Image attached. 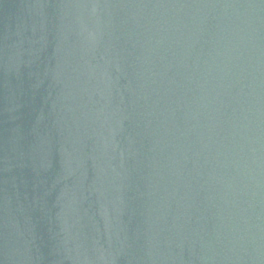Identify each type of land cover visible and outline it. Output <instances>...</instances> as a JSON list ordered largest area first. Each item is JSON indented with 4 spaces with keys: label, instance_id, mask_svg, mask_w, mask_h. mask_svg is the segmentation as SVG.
I'll return each instance as SVG.
<instances>
[{
    "label": "water",
    "instance_id": "obj_1",
    "mask_svg": "<svg viewBox=\"0 0 264 264\" xmlns=\"http://www.w3.org/2000/svg\"><path fill=\"white\" fill-rule=\"evenodd\" d=\"M0 264H264V0H0Z\"/></svg>",
    "mask_w": 264,
    "mask_h": 264
}]
</instances>
